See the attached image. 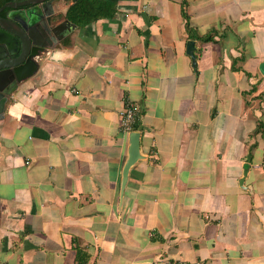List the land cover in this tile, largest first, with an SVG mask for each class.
<instances>
[{"label": "crops", "instance_id": "obj_1", "mask_svg": "<svg viewBox=\"0 0 264 264\" xmlns=\"http://www.w3.org/2000/svg\"><path fill=\"white\" fill-rule=\"evenodd\" d=\"M107 1L6 104L0 264H264V0Z\"/></svg>", "mask_w": 264, "mask_h": 264}, {"label": "water", "instance_id": "obj_2", "mask_svg": "<svg viewBox=\"0 0 264 264\" xmlns=\"http://www.w3.org/2000/svg\"><path fill=\"white\" fill-rule=\"evenodd\" d=\"M65 0H8L0 6V119L18 85L39 67V59H55L56 49L77 24L64 13ZM73 3L77 0H72ZM194 41L187 52L196 63ZM49 50H54L49 54ZM264 72V60L260 63ZM131 143L124 165L123 188L130 168L141 158L140 133H129Z\"/></svg>", "mask_w": 264, "mask_h": 264}, {"label": "trees", "instance_id": "obj_3", "mask_svg": "<svg viewBox=\"0 0 264 264\" xmlns=\"http://www.w3.org/2000/svg\"><path fill=\"white\" fill-rule=\"evenodd\" d=\"M8 0H0V6L5 4ZM116 5L107 0H77L72 3L67 12L66 16L74 23L79 26H85L93 21L114 17L116 13ZM204 41L212 39V35H206L202 37ZM239 60H244L243 57ZM237 61V60H236ZM138 120H136L137 123ZM136 123L134 129H136ZM263 124L260 122V125Z\"/></svg>", "mask_w": 264, "mask_h": 264}, {"label": "built area", "instance_id": "obj_4", "mask_svg": "<svg viewBox=\"0 0 264 264\" xmlns=\"http://www.w3.org/2000/svg\"><path fill=\"white\" fill-rule=\"evenodd\" d=\"M121 124L120 129L126 135H128L131 131L134 130V124L138 119V110L133 101L126 99L124 102V106L120 113Z\"/></svg>", "mask_w": 264, "mask_h": 264}, {"label": "rangeland", "instance_id": "obj_5", "mask_svg": "<svg viewBox=\"0 0 264 264\" xmlns=\"http://www.w3.org/2000/svg\"><path fill=\"white\" fill-rule=\"evenodd\" d=\"M242 61V60H241Z\"/></svg>", "mask_w": 264, "mask_h": 264}]
</instances>
